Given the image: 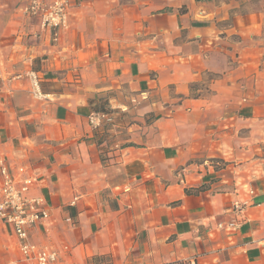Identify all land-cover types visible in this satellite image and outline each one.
<instances>
[{
	"label": "crops",
	"instance_id": "crops-1",
	"mask_svg": "<svg viewBox=\"0 0 264 264\" xmlns=\"http://www.w3.org/2000/svg\"><path fill=\"white\" fill-rule=\"evenodd\" d=\"M27 1L0 0V154L41 179L29 241L56 264H264V0H81L55 40ZM0 264H25L1 220Z\"/></svg>",
	"mask_w": 264,
	"mask_h": 264
},
{
	"label": "built area",
	"instance_id": "built-area-1",
	"mask_svg": "<svg viewBox=\"0 0 264 264\" xmlns=\"http://www.w3.org/2000/svg\"><path fill=\"white\" fill-rule=\"evenodd\" d=\"M81 0H28L23 11L40 22V27L51 33L52 39H57L60 32L68 26L71 3ZM34 95L42 97L39 91L38 79L32 73ZM101 121L110 122L111 117L105 113H91L88 122L91 127H97ZM24 169L18 168L17 173L11 170L10 165L0 154V220L11 225L14 234L19 240V251L25 264H56L57 252L38 248L29 241V228L49 218L40 197L30 195V192L39 186L41 179L33 175H24ZM246 202L235 201L233 211H242ZM71 222V217L65 218ZM235 222H230L233 226ZM219 227L222 225L219 224Z\"/></svg>",
	"mask_w": 264,
	"mask_h": 264
},
{
	"label": "trees",
	"instance_id": "trees-1",
	"mask_svg": "<svg viewBox=\"0 0 264 264\" xmlns=\"http://www.w3.org/2000/svg\"><path fill=\"white\" fill-rule=\"evenodd\" d=\"M192 87V86H191ZM173 264H180V263H173Z\"/></svg>",
	"mask_w": 264,
	"mask_h": 264
}]
</instances>
